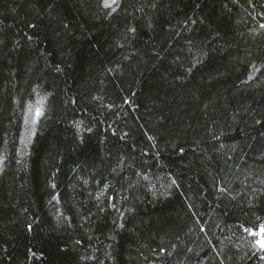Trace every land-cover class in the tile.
<instances>
[{
	"label": "trees",
	"instance_id": "trees-1",
	"mask_svg": "<svg viewBox=\"0 0 264 264\" xmlns=\"http://www.w3.org/2000/svg\"><path fill=\"white\" fill-rule=\"evenodd\" d=\"M143 3L0 0V264H264V0Z\"/></svg>",
	"mask_w": 264,
	"mask_h": 264
},
{
	"label": "snow or ice",
	"instance_id": "snow-or-ice-1",
	"mask_svg": "<svg viewBox=\"0 0 264 264\" xmlns=\"http://www.w3.org/2000/svg\"><path fill=\"white\" fill-rule=\"evenodd\" d=\"M122 2L123 0H100V6L102 7V9L104 10H107L104 14L105 16H111L113 15L114 13L117 12V9L122 7ZM160 0H144V3L143 5L140 7V8H137L136 10L137 11H142L143 10V7H150V8H157L158 4H159ZM248 4L251 5L253 8H255V3H254V0H247ZM232 3L236 4V3H239V0H232ZM35 6V5H33ZM192 23H196L195 20H192L191 21ZM150 26V25H149ZM6 27H12L11 25H7ZM26 27H29V28H32V29H35L37 27V25L35 23H31L29 22L28 24H26ZM64 27H67V25H64ZM260 28L261 29H264V24H261L260 25ZM5 31V26H4V22L3 20H0V33H3ZM126 31L128 33H136L137 31V28L136 27H133V26H128ZM177 35H179V33H177ZM24 36L27 40L31 41L33 39V35L32 34H28V33H24ZM127 38V37H126ZM5 43L4 39L0 38V45H3ZM16 47L19 46V41L16 42ZM122 46V45H121ZM158 55V53H157ZM200 61L198 60L197 63H199ZM195 66V65H193ZM253 68L255 71H260L259 68H256L255 65H253ZM57 72H59L61 69L59 66H56V69H55ZM187 72H191V68L187 69ZM253 79L252 76L249 77V80ZM43 99L41 100H38L36 102V105L33 107V106H29V113H30V119H25L24 123L25 125H28V136L26 137V139L30 140L31 136L34 135V129L31 127V125H35L36 123L39 122L40 118L44 115V109H43ZM125 103H130V101L128 100H125ZM256 124H260L262 123L261 120H256L255 121ZM77 127H79V125H77ZM89 132L91 131V128H88L87 129ZM242 131V130H241ZM128 133H124L123 136L120 137V139H124V136H127ZM260 135L262 137H264V132H261ZM148 139L149 140H152L153 137L152 136H148ZM214 139H219L218 136L214 137ZM27 145L25 144V147ZM221 148L224 147L223 144L220 145ZM233 149L236 147L235 145H232L231 146ZM180 153L183 154L185 149L183 147H181L179 149ZM3 163V160L0 159V164ZM113 171H115V169H113ZM145 180L148 179L147 176L144 177ZM261 183H264V180L261 181ZM172 184L175 185L176 184V181L175 180H172ZM53 188L56 187L55 184L52 185ZM220 192H226L227 189L226 188H220L218 189ZM101 196L103 195V192H101L100 194ZM97 199L99 200V197H97ZM110 199H114V198H110ZM52 201H57L59 202V197L58 195H53L52 196ZM51 202V201H50ZM112 207H115V205H112ZM113 223L115 224L116 221H113ZM119 227L123 228L125 225L124 224H120L118 225ZM241 227H243V225H241ZM27 230L28 231H32L33 230V226L31 223H29L27 225ZM201 231H204L203 228H201ZM244 231L249 233V235H252V236H256L258 235V233L254 232L251 228H244ZM261 232L264 233V226L261 227ZM258 245L259 246V249L261 252H264V238H262L261 240H258L255 242V245L256 246ZM29 251L31 252L33 258L35 257V252H33L31 249H29ZM161 251H165L164 249H161ZM255 254V253H254ZM169 255H171V253H169ZM261 260H264V255H261L259 257ZM221 264H223V262L221 261Z\"/></svg>",
	"mask_w": 264,
	"mask_h": 264
}]
</instances>
